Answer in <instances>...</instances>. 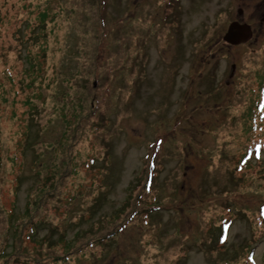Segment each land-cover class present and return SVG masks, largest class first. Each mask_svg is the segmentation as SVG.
I'll list each match as a JSON object with an SVG mask.
<instances>
[{"label":"rangeland","instance_id":"obj_1","mask_svg":"<svg viewBox=\"0 0 264 264\" xmlns=\"http://www.w3.org/2000/svg\"><path fill=\"white\" fill-rule=\"evenodd\" d=\"M262 71L264 0H0V264H264Z\"/></svg>","mask_w":264,"mask_h":264},{"label":"trees","instance_id":"obj_2","mask_svg":"<svg viewBox=\"0 0 264 264\" xmlns=\"http://www.w3.org/2000/svg\"><path fill=\"white\" fill-rule=\"evenodd\" d=\"M33 11L35 12V10H33ZM45 16H46V14L43 15V18H45ZM258 81H260V83H261V88H260V89L264 90V71L260 72V75H259V77H258ZM259 99H260V95H259ZM259 107H260V106H259V104H258L257 102H255V103L253 104V106H252V108L254 109V112H256L255 109L257 110ZM91 115H92V112L89 114V116H91ZM28 130H30V127H29V126H28ZM251 130H252V127H251V126L247 128V132H250ZM254 130H255V129H254ZM21 136H22V140H21V141H18V143H17V147H18V149H19V148H23V144H24L26 141H28V139H29V133H26V132L24 131V132H23V135H22V133H21ZM23 137H24V139H23ZM259 137H264V134H260ZM263 147H264V146H262V144H255L254 148H253V149H249L247 152H248V153H252L254 159H255V158H256V159H259L260 156L263 154V151H264ZM19 151H20V149H19ZM0 153H1V152H0ZM109 156H110V155L108 154V155H107V158H109ZM12 159H13V163H14V162L16 161V159H15V158H12ZM50 169H51L52 171L54 170V168H53V169L50 168ZM62 178H63V177H61L60 179H62ZM51 182H52V181H51ZM146 182H147V185H151V181H148V179H147ZM39 185H40L39 191H41L45 184H43V183H39ZM144 185H145V184H144ZM143 187H144V186H143ZM145 190H146V185H145ZM70 201H71V200H70ZM70 201H68L67 203H69ZM144 209L147 211L148 214L151 213V212L153 211V210L151 209V206L148 205L147 203H142V204L139 203V207L137 206V208H135V209L132 211V215H135V216H136L138 213L143 214ZM13 216H14V214L12 213L11 218H13ZM226 225H227V224L224 225L225 228H226ZM228 225H229V224H228ZM31 234H32V235L35 234V231H32ZM115 235H116V233L111 234V236H115ZM31 237H32V236H31ZM101 241H102V240H101ZM96 243H100V241L97 240ZM24 255H25V254H24ZM28 258H29L28 256H25L24 259H23V262H26ZM65 259H67V260L70 259V256H69V255H66L65 257H63V259L58 258V259H54V261L58 262V260H65ZM231 262H232V261H231ZM227 263H228V262H227Z\"/></svg>","mask_w":264,"mask_h":264},{"label":"water","instance_id":"obj_3","mask_svg":"<svg viewBox=\"0 0 264 264\" xmlns=\"http://www.w3.org/2000/svg\"><path fill=\"white\" fill-rule=\"evenodd\" d=\"M252 35V29L248 24L232 22L228 27L224 40L227 43L236 46L247 42L248 39H251Z\"/></svg>","mask_w":264,"mask_h":264}]
</instances>
